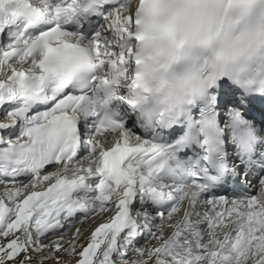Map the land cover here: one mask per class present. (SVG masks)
I'll return each mask as SVG.
<instances>
[{"label":"snow or ice","instance_id":"snow-or-ice-1","mask_svg":"<svg viewBox=\"0 0 264 264\" xmlns=\"http://www.w3.org/2000/svg\"><path fill=\"white\" fill-rule=\"evenodd\" d=\"M46 262L264 264V0H0V264Z\"/></svg>","mask_w":264,"mask_h":264},{"label":"rangeland","instance_id":"rangeland-1","mask_svg":"<svg viewBox=\"0 0 264 264\" xmlns=\"http://www.w3.org/2000/svg\"><path fill=\"white\" fill-rule=\"evenodd\" d=\"M45 242H47V241H45ZM46 264H51V262H46Z\"/></svg>","mask_w":264,"mask_h":264}]
</instances>
